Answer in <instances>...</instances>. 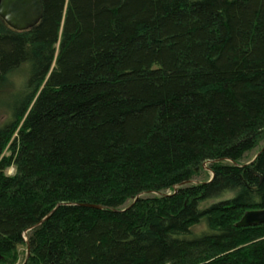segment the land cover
<instances>
[{"label":"trees","instance_id":"trees-1","mask_svg":"<svg viewBox=\"0 0 264 264\" xmlns=\"http://www.w3.org/2000/svg\"><path fill=\"white\" fill-rule=\"evenodd\" d=\"M43 4L0 16V264H264V0Z\"/></svg>","mask_w":264,"mask_h":264},{"label":"water","instance_id":"water-1","mask_svg":"<svg viewBox=\"0 0 264 264\" xmlns=\"http://www.w3.org/2000/svg\"><path fill=\"white\" fill-rule=\"evenodd\" d=\"M43 13V0H0V16L9 26L16 30H27L36 26L42 20ZM84 204L102 206L94 203ZM262 222H264V207L251 208L244 212L237 225H255Z\"/></svg>","mask_w":264,"mask_h":264},{"label":"rangeland","instance_id":"rangeland-1","mask_svg":"<svg viewBox=\"0 0 264 264\" xmlns=\"http://www.w3.org/2000/svg\"><path fill=\"white\" fill-rule=\"evenodd\" d=\"M25 66H22L18 69H15L7 80H5L2 85L0 86V124L8 117L7 107L5 106V103L7 104L10 102L15 95L18 94L17 90L21 87L23 81L27 77V71L25 70ZM264 144V140L260 141V143L253 149L249 150L245 156L243 157V162H250L253 160L256 155L258 154L261 146ZM9 172L14 171V167H11ZM213 172L211 171L208 162H206L203 166V170L200 172L199 175H197L194 179V181H203L210 179L212 177ZM204 227L203 224H199L198 228ZM21 254L20 258L17 261L16 264H23L24 259L26 257V250L24 247H20Z\"/></svg>","mask_w":264,"mask_h":264}]
</instances>
